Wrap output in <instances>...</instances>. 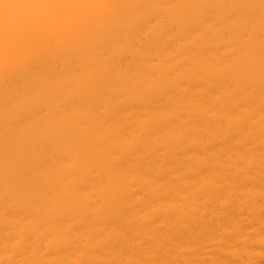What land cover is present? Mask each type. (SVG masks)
<instances>
[{"label": "bare ground", "instance_id": "obj_1", "mask_svg": "<svg viewBox=\"0 0 264 264\" xmlns=\"http://www.w3.org/2000/svg\"><path fill=\"white\" fill-rule=\"evenodd\" d=\"M0 264H264V0H0Z\"/></svg>", "mask_w": 264, "mask_h": 264}]
</instances>
